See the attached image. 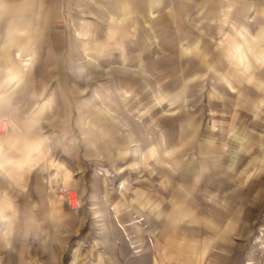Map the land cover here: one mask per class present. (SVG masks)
Instances as JSON below:
<instances>
[{
  "label": "rangeland",
  "instance_id": "374dc122",
  "mask_svg": "<svg viewBox=\"0 0 264 264\" xmlns=\"http://www.w3.org/2000/svg\"><path fill=\"white\" fill-rule=\"evenodd\" d=\"M0 264H264V0H0Z\"/></svg>",
  "mask_w": 264,
  "mask_h": 264
},
{
  "label": "crops",
  "instance_id": "0c3cea01",
  "mask_svg": "<svg viewBox=\"0 0 264 264\" xmlns=\"http://www.w3.org/2000/svg\"><path fill=\"white\" fill-rule=\"evenodd\" d=\"M225 41L226 42H232L231 40H230V38H227V39H225ZM87 48H88V46H86L85 44L83 45V47H82V51H83V53L85 54V55H87ZM18 55H19V52L17 51L16 52ZM25 64L26 63H28L27 61H25L24 62ZM129 68V67H128ZM128 68L127 67H125V66H121V65H111V67H110V69H112V70H117V71H122V72H126V71H131L132 73H133V75L135 76V75H142V73L140 72V70L139 69H137V68H130L129 70H128ZM100 85L101 86H104L105 85V82H101L100 83ZM95 89L98 91V88H97V85H95ZM98 93L100 94V96L103 98V93L102 92H99L98 91ZM102 116H103V114H101L100 112H99V114H97L96 116H95V118H94V120L96 121V122H99V123H103V121H104V118H102ZM105 117V116H104ZM160 125V124H159ZM101 126V125H100ZM161 126V125H160ZM162 132V130L160 129V133ZM164 135H162V137H160V140H161V142L162 141H164ZM116 140L115 139H112V143H114ZM111 143V144H112ZM107 149L110 147V146H108L107 147V145L105 146ZM106 149V150H107ZM110 149V151L108 152V153H110V155H114V149L113 148H109ZM108 149V150H109ZM112 149V150H111ZM209 179H211V177L209 178H207V180H206V182L209 180Z\"/></svg>",
  "mask_w": 264,
  "mask_h": 264
},
{
  "label": "built area",
  "instance_id": "2783aa9c",
  "mask_svg": "<svg viewBox=\"0 0 264 264\" xmlns=\"http://www.w3.org/2000/svg\"><path fill=\"white\" fill-rule=\"evenodd\" d=\"M66 192V194H67V199H68V202L69 203H72V195H71V193H68L69 191H65Z\"/></svg>",
  "mask_w": 264,
  "mask_h": 264
},
{
  "label": "bare ground",
  "instance_id": "6f19581e",
  "mask_svg": "<svg viewBox=\"0 0 264 264\" xmlns=\"http://www.w3.org/2000/svg\"><path fill=\"white\" fill-rule=\"evenodd\" d=\"M74 196V195H73ZM72 196V199H74V197ZM73 206H75V204H73Z\"/></svg>",
  "mask_w": 264,
  "mask_h": 264
}]
</instances>
